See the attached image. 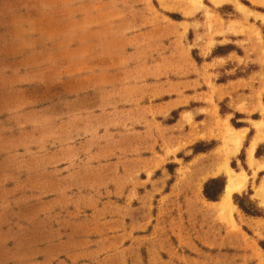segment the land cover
Segmentation results:
<instances>
[{
    "label": "rangeland",
    "instance_id": "374dc122",
    "mask_svg": "<svg viewBox=\"0 0 264 264\" xmlns=\"http://www.w3.org/2000/svg\"><path fill=\"white\" fill-rule=\"evenodd\" d=\"M98 1L0 0V264H264V171L253 177L247 159L264 120V23L208 0H102L94 16ZM39 9L51 45L15 25ZM91 84L109 90L82 91ZM229 125L248 129L229 165L250 177L232 225L217 209L224 192L204 196L209 180L226 186ZM255 157L264 163V141Z\"/></svg>",
    "mask_w": 264,
    "mask_h": 264
},
{
    "label": "bare ground",
    "instance_id": "6f19581e",
    "mask_svg": "<svg viewBox=\"0 0 264 264\" xmlns=\"http://www.w3.org/2000/svg\"><path fill=\"white\" fill-rule=\"evenodd\" d=\"M197 10L203 6L204 0H188ZM215 8L222 7L224 5H230L236 10L240 15L244 17L254 16L255 19L264 23V13H252L248 7L238 0H208ZM254 4L264 7V0H249ZM227 33L231 35H236V28L233 25H230L227 29ZM263 44L262 34L259 32L257 34ZM260 44V43H259ZM261 45V44H260ZM253 127L256 130V137L250 143L247 150V159L250 168H252L253 177H256L258 172L264 171V163L259 161L255 157V150L259 142L264 141V120L262 121H253ZM248 130L241 129L237 130L231 125L226 129L225 141L228 146H231L230 151L227 153V158L225 159L224 164L218 168V173L223 174L227 178V183L225 186L224 194L222 201L218 203L217 209L220 212V215L223 218V221L227 223L234 224V211L236 209L235 204L232 201V197L236 193H242L247 186L248 180L250 177L245 171L237 172L229 165V157L231 155H236L240 152L244 140L246 138ZM252 140V139H251ZM225 158V157H224ZM263 182V181H262ZM254 197L260 201L261 205L264 206V182L254 189Z\"/></svg>",
    "mask_w": 264,
    "mask_h": 264
},
{
    "label": "crops",
    "instance_id": "0c3cea01",
    "mask_svg": "<svg viewBox=\"0 0 264 264\" xmlns=\"http://www.w3.org/2000/svg\"><path fill=\"white\" fill-rule=\"evenodd\" d=\"M103 3H104V1L100 0V1H98L96 3H94L95 5H93V4L87 5L86 6V9H87V11L89 13L95 14L94 16H98L99 13H102L101 11L103 9V5H104ZM224 6H230V5H224ZM63 8L64 9L65 8H68V10H71V9H73V6L70 7V6L65 5V6H63ZM219 8H221V7H219ZM56 9H58L56 11H58V14H59V12L61 11V6L56 7ZM54 13H56V12H54ZM36 14L37 15L35 17H33L32 19L21 20L20 22H16L15 25H16V27L18 29L21 30V36L26 37V38H29V39H32V40H36L37 39L38 42H40L41 40H44L45 42L46 41L47 42H50V45H51V43H53L52 38L55 35L54 34V29L50 27V25L48 23V19H47L46 16L43 15V11L42 10L39 9ZM55 16H56V14H55ZM97 23L100 26L95 28V31H96L95 33L100 34V37L101 38H107L108 37V34H107V32L105 30L108 28V23L104 22L103 20H100ZM12 28H13V26H12ZM149 30L147 31L148 33H150ZM153 34L154 33L152 32V36H153ZM130 38L132 40L139 39L140 38V34H130ZM97 57L102 58L101 56H97ZM97 57H94V58L89 59V60H85L84 59L85 65L89 64V62H91L92 60L98 59ZM53 67H54V65H53ZM55 67L53 68V72L56 73V75H60V76H62V75H80L81 71H89V72L86 73V75H91V76L92 75L94 76V75H98L99 74L98 71L94 70L93 68H89V69L85 68L86 70L83 68L84 70H79L80 72L79 71H76V69H75L76 66L75 65H73L70 68H68V67L67 68H62V67H58V66H55ZM40 75L43 76L45 74L43 72H41V71H38V70L36 72H34V73H30V76L31 77L34 76L36 78L37 77L39 78ZM96 87H98L99 89L101 88L99 91L106 90V92H107L109 90V88L106 87V86H104V85H101V84H91L85 90H82V91L83 92H89V91L94 90ZM78 102H79V99L77 98V99H75V101L69 102V104L70 105H72V103L78 104ZM103 102H104V95H101V97L99 99V103H100L99 104V109H103L105 107L104 104H102ZM59 103H60V101H54V103H53L52 106L61 105ZM76 109L77 108H75V110ZM27 110H28V112H31V111H34L35 108H31V109H27ZM36 110L39 111V108L36 109ZM86 112L87 111L79 112L80 114H78V115H74L72 112H70L69 113V118L72 120V118H79L78 116H81V115L82 116L85 115L86 117H88V114ZM263 114H264V110H263ZM61 115H63L64 117H67L66 116L67 114L66 113L61 114V112H60L58 114V117H56V120L57 121H60L62 123V120H64V119L61 118ZM61 123H60V125H61ZM105 123H107V122L105 121ZM104 131H106V133L107 132H111V130L109 129V127H107L106 129H104ZM101 132H102V129L100 130V133ZM116 133H118V132H116ZM87 138H89V137H86L85 136V137H83V140H89ZM63 169H69V170H71L70 166L63 167ZM52 171L53 172L54 171H58L56 169V165H54L52 167Z\"/></svg>",
    "mask_w": 264,
    "mask_h": 264
},
{
    "label": "trees",
    "instance_id": "16d2710c",
    "mask_svg": "<svg viewBox=\"0 0 264 264\" xmlns=\"http://www.w3.org/2000/svg\"><path fill=\"white\" fill-rule=\"evenodd\" d=\"M195 154L202 153L203 150L194 149ZM225 190V181L221 178L209 180L204 186V196L211 202H217Z\"/></svg>",
    "mask_w": 264,
    "mask_h": 264
}]
</instances>
